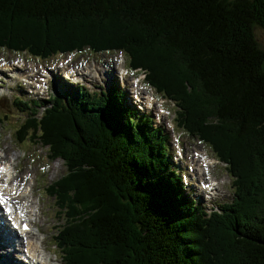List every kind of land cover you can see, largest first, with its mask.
Segmentation results:
<instances>
[{"label": "trees", "instance_id": "16d2710c", "mask_svg": "<svg viewBox=\"0 0 264 264\" xmlns=\"http://www.w3.org/2000/svg\"><path fill=\"white\" fill-rule=\"evenodd\" d=\"M255 24L264 28V0H0V46L42 59L86 46L125 52L176 103L178 127L234 177L233 203L206 216L183 195L168 137L149 120L125 115L116 92L68 95L18 139L39 129L29 139L50 145L67 169L50 186L69 209L58 232L64 264H264V50Z\"/></svg>", "mask_w": 264, "mask_h": 264}, {"label": "rangeland", "instance_id": "374dc122", "mask_svg": "<svg viewBox=\"0 0 264 264\" xmlns=\"http://www.w3.org/2000/svg\"><path fill=\"white\" fill-rule=\"evenodd\" d=\"M253 35L257 47L260 50H264V28L255 24L253 26ZM26 57L27 56L20 54L13 55L8 51L0 49V60L5 59L9 61H14L16 58H21L22 60ZM65 57H66L65 55L64 56L56 55L55 57L47 60L46 63L50 65L53 62H60ZM100 57L103 59H115L117 57V54L116 53H110L107 55L104 54L101 55ZM78 58L79 56L76 59ZM28 59L32 60V58L29 57ZM21 63H26V62H21ZM21 63L18 64L19 68L25 71V74L27 73L26 75H28L32 70L29 71L25 69L27 68V66L23 68L20 67ZM43 63L45 62H42L41 64ZM32 67L34 68V66ZM110 73L113 76V72L110 71ZM130 74L132 78L136 77L134 73L130 72ZM9 84L10 82L8 80L6 79L3 80L2 86H5L4 91H6V87ZM141 89L146 94H150V91L146 90V87L145 89L141 87ZM18 92H19L18 88H13L12 90H8L9 94H15ZM37 97L39 98V96H30L28 98L34 99ZM40 97H46V95L45 94L40 95ZM153 104L155 106V110L150 115L156 117L155 125H157V123L159 122L158 120L160 116L159 110H163V114L161 115V124H158V126L159 125L164 126L162 123H164L165 126H168V130L166 129L165 130L166 132L171 134L170 135L171 147L173 154L175 152L178 155V157L180 156L184 157V159L173 157V162L176 168H179L181 171H183V169L185 170L183 173L184 180L186 182L189 181V184L186 187L188 192L185 195H188L189 199L195 200L196 204H202L205 207V209L208 210V212L210 209H218L219 206L227 202H230L233 198V191L231 189L230 178L228 177L225 171V165L216 162L210 150L206 148L204 145H202L197 140L196 137H189L185 134H182L180 131L176 129L171 130L172 128L171 121L173 119L174 110H175L174 106L171 103L160 104L159 102H154ZM3 114L6 115L7 120L4 123L0 124V151L7 149L8 154L10 155L14 154L10 158V161L12 159L16 160L17 156L18 157L20 156L17 161L18 162V172L16 175L17 179L22 181L27 176L33 177V180L35 182L33 195H34V199H37V201L40 200L42 214L38 216L39 214L36 212V216H34L32 219L35 220L36 217L38 216L37 224L38 227L41 228V233L43 234L44 237L43 247H47V249L50 250V252L46 253L43 257H47L51 259V260L48 259L49 261H51L50 264H60L59 253L53 245L54 242H56L54 240V236L57 234L58 230L64 225L65 219H63V216L59 215V209L54 205L56 200L53 197H50L48 196V194H46V187L50 183H53L60 176L66 174L67 169L64 167L65 166L64 162L58 158L54 162L48 161L47 156L49 155V153H51V151H49L47 148L42 149L40 144L35 145L32 141L28 140L25 141L24 145L23 144L20 145L16 143V139L14 138V136L10 138L11 131L13 135L16 133V129L20 126L21 123L20 118H22L21 114L18 112V106H15L12 103V99L10 95L0 105V116H2ZM215 123L216 122H214V124ZM202 151H207L209 158L216 162V164L211 166L212 161L210 159L209 161L211 163L208 164L203 161L202 165L208 167L205 168L206 174L205 172H203V170L200 171L197 168L198 161H201V159H206L205 157L199 159L197 154L202 153ZM193 158H194L193 161H195V165L189 162ZM0 160L2 159L0 158ZM46 166L47 169L49 170V172L47 173L44 172ZM192 167L194 170H191ZM188 175H189V180L187 178ZM203 175H204V179H203ZM199 176H201V178ZM209 180L215 181L217 183L214 186L216 190L214 191L215 195L212 197V199H209L208 192L206 191L201 192L199 190V186L200 187L202 186L201 183H207ZM192 184L195 186L192 187ZM210 193H212V191H210ZM28 200H32V199H28ZM32 201L35 202L34 200ZM35 203L36 205H38V202ZM36 241L41 242L40 240H36ZM15 243H18L16 239L13 244L15 245ZM18 247L16 246V250L11 249V252L14 251L15 253H17L16 254L17 257L19 256ZM5 253H7V251H2L0 249V255L3 257L0 259V264H14L13 258L16 257L15 253H13L12 259H10V255L9 258L6 255H4Z\"/></svg>", "mask_w": 264, "mask_h": 264}, {"label": "bare ground", "instance_id": "6f19581e", "mask_svg": "<svg viewBox=\"0 0 264 264\" xmlns=\"http://www.w3.org/2000/svg\"><path fill=\"white\" fill-rule=\"evenodd\" d=\"M27 66V68H25V69H27V70H33V67L31 66V65H27L26 63H21L20 64V67H26ZM13 68H14V70L16 71V74H14V77L17 75V77H19V73H22V74H25V71H23V70H21L20 68H19V66H14L13 65ZM17 69V70H16ZM20 71V72H19ZM27 74V73H26ZM0 92H1V90H0ZM179 125V124H178ZM198 158V157H197ZM12 161H15V160H13L12 159ZM201 161H202V164H203V161L205 162V163H211L210 161H209V159H201ZM13 180H15L16 181V177H13ZM202 184V186H204L205 184H209V187H211V186H213V183L211 182V181H208L207 183H201ZM214 190V187H211V188H209L208 189V191H213ZM214 193V192H213ZM18 199H20V198H18ZM27 202V204H28V206H27V208L29 209V208H32V209H34L35 210V212H39V210H38V205H36V203L35 202H33L32 200H27L26 201ZM34 216H36V213L35 214H33V215H31V218H33ZM7 236L9 237V248H11V247H15L14 248V250H16V246L18 247V246H21V244L20 243H15V245L13 244L14 243V241H15V239L16 238H14L10 233H8L7 234ZM17 241V240H16ZM36 244H37V246L39 245V247L41 248L42 247V243L41 242H39V241H36ZM37 246H32L31 247V250H32V252H31V255H30V260H29V262L31 263V264H34L33 263V260L34 259H37V258H39V247H37ZM44 250V249H43ZM9 255H10V258H12L13 257V253L10 251L9 252ZM44 261H49L47 258H45L44 259ZM50 262L51 261H49V264H50Z\"/></svg>", "mask_w": 264, "mask_h": 264}]
</instances>
